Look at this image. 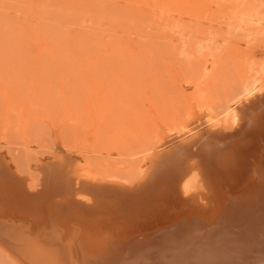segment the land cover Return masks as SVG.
<instances>
[{"label": "rangeland", "instance_id": "1", "mask_svg": "<svg viewBox=\"0 0 264 264\" xmlns=\"http://www.w3.org/2000/svg\"><path fill=\"white\" fill-rule=\"evenodd\" d=\"M263 83L264 0H0L2 179L28 201L77 172L94 189L134 179L140 160L184 178L209 119ZM185 213L177 226L199 219ZM15 248L0 241V264L20 262Z\"/></svg>", "mask_w": 264, "mask_h": 264}, {"label": "bare ground", "instance_id": "2", "mask_svg": "<svg viewBox=\"0 0 264 264\" xmlns=\"http://www.w3.org/2000/svg\"><path fill=\"white\" fill-rule=\"evenodd\" d=\"M206 125L202 144L187 148L194 164L184 178L172 166V172L162 165L149 171L140 160L134 179L111 176L143 187L111 198L79 196L82 176L71 172L65 180L71 188L57 199L18 200L0 168V241L17 248L20 264H264V83L244 86L222 120ZM192 190L199 207L180 199ZM185 212L199 216L193 224L185 221L191 228L177 226Z\"/></svg>", "mask_w": 264, "mask_h": 264}, {"label": "water", "instance_id": "3", "mask_svg": "<svg viewBox=\"0 0 264 264\" xmlns=\"http://www.w3.org/2000/svg\"><path fill=\"white\" fill-rule=\"evenodd\" d=\"M190 136L185 137V138H189ZM180 141H181V139L180 140H176L172 144L173 145L175 143L177 144ZM172 144L170 145V147L173 146ZM165 154H168V153L165 151V153H163V155H165ZM57 162L64 163L63 159H61L60 157H56V158L52 159L50 162H48V165H51V164L53 165V164H55ZM17 181L22 182V183H27V177L25 175H20V174L17 173ZM97 182L94 184L95 187H96V189L89 188L88 187L89 185H87L86 183L85 184L82 183V188L83 189L80 190L79 196L81 194H87V195H91V197L94 198V195H95L94 191H95V192H97V194H101V193L102 194H106L107 197H110L111 198V196L114 195V192H116V194H117V192L118 193L119 192L120 193H128V192L130 193V192H133L134 190H140V188L143 187V185H141V186L140 185H136V183H133V184L130 183V184H128V183H123V182H112V181H97ZM26 188H27V185H26ZM27 190H29V189H27ZM37 190H40L39 187L37 189L29 190V191L31 193H34ZM193 196H195V190H192V191L188 192L187 194H185V196L180 197V199L185 204H187L186 206H193V207H195V205L197 203H195V201H193ZM78 200L80 202H82L83 204L91 205V207H89V208H95V204H93V202L92 203L91 202H85V200L80 199V198ZM84 206L86 207L87 205H84ZM177 206H178V208H183V209L186 207L185 205H184L185 207L179 206V204ZM199 206L200 205H198V206L196 205V207H199ZM89 208L88 209H85L84 211H87L88 212ZM143 215H145V214H143ZM148 216H149V214H147V216H145V217L143 216V217H140V218L139 217H136V218L141 219V218H147Z\"/></svg>", "mask_w": 264, "mask_h": 264}]
</instances>
